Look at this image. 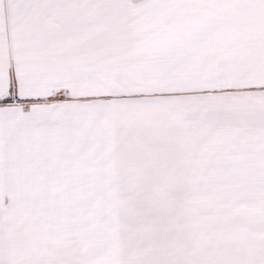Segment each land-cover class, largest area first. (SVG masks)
I'll list each match as a JSON object with an SVG mask.
<instances>
[{"label": "snow or ice", "instance_id": "1", "mask_svg": "<svg viewBox=\"0 0 264 264\" xmlns=\"http://www.w3.org/2000/svg\"><path fill=\"white\" fill-rule=\"evenodd\" d=\"M0 264H264V0H0Z\"/></svg>", "mask_w": 264, "mask_h": 264}]
</instances>
